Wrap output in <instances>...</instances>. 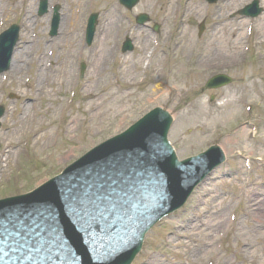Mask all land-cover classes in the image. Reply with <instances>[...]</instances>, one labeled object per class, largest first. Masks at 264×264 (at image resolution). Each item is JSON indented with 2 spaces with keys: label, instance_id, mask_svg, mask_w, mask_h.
Returning <instances> with one entry per match:
<instances>
[{
  "label": "rangeland",
  "instance_id": "374dc122",
  "mask_svg": "<svg viewBox=\"0 0 264 264\" xmlns=\"http://www.w3.org/2000/svg\"><path fill=\"white\" fill-rule=\"evenodd\" d=\"M249 1L218 0L207 5L203 0H140L126 11L115 0H101L93 7L98 20L92 44L85 45L80 28L75 33V55L64 61L60 56L57 64L48 67L45 60L53 62L62 42L63 51L68 52L74 43L70 46L61 28L50 38L49 29L44 30L47 19L34 12L32 21L25 24L26 11L19 9L20 0H0V13L10 5L6 17L0 18V32L18 24L22 35L16 50L22 52L26 46L30 50L22 56L19 73L10 76L9 70L0 75L8 77L0 88V105L5 108L0 122V198L34 189L149 110L161 107L172 116L168 140L179 160L214 143L226 151L228 160L196 188L175 215L162 219L148 232L132 264H264V165L257 169L253 162L250 186L244 195L238 192L243 186L240 157L256 153L264 138L260 125L251 146L244 143L247 129L236 127L246 117V103L251 105L252 124L264 120V13L253 20L241 18L238 11ZM74 2L54 4L58 12L60 5L73 12ZM88 5L83 6L86 12ZM259 5L264 9V0H259ZM139 13L148 14L150 25L158 24L157 35L136 26L134 17ZM201 21L205 27L198 38ZM125 37L133 43L131 53L117 49ZM31 42L36 43L32 53ZM37 54L47 78L36 77L38 67L32 60L38 59ZM81 63L84 73L78 77ZM60 64L74 84L72 103L67 107L69 89L63 83L67 79L54 71ZM218 73L243 80L213 92L215 102L210 104L209 94L200 89ZM9 94L14 95L12 99ZM60 104L66 107L62 120L57 113ZM231 136H238L236 145L229 140ZM224 140L228 144L224 145ZM259 153L251 157L264 159ZM227 210L242 223L229 230L218 250L216 242L224 231L222 220ZM248 210L251 216L242 217ZM212 213L222 220L210 218Z\"/></svg>",
  "mask_w": 264,
  "mask_h": 264
},
{
  "label": "water",
  "instance_id": "95a60500",
  "mask_svg": "<svg viewBox=\"0 0 264 264\" xmlns=\"http://www.w3.org/2000/svg\"><path fill=\"white\" fill-rule=\"evenodd\" d=\"M146 21L145 17H141L139 19V23H142ZM12 45L10 43L8 45V48ZM217 80H221L218 78ZM222 84L216 83L215 82H210L208 85L210 86H218ZM156 112H159V114H162L164 118L162 119L164 122V127L162 130V127L160 125H157L150 120H147L143 122L142 124L139 123L137 126L134 128L130 129L128 132H126L122 137H118L110 142H107L105 145L101 146V149L106 147V146H111L113 150L109 154H99L98 151L93 153L91 157L93 156H103L106 158L110 159H116L117 157L118 160L116 161V164H119L121 162H124L127 160L130 155L137 154L140 150H146L147 149V144H145L144 139L151 137L153 134L154 136L157 137V142L160 141L161 137V143L164 144L165 140V134L166 131L170 125V119L169 117L163 113L157 110ZM140 134H144V136H139ZM116 140V141H115ZM114 141V142H113ZM214 150H210L202 155H200L197 158H194L192 161L187 162L189 163H198L197 170L193 171L195 166L193 167H182V166H175L172 164H157L155 165V168L160 172L156 176V174H152V171L150 174L151 176L154 177L158 182L155 184L153 188V184L151 187H145L143 188L142 185H138L136 188L141 191V192H146L149 190V192L152 193V197H157L158 202L153 205L154 207L150 209H144L143 207H140L137 205V208L135 209H128L126 211L127 217L126 221L129 220V224L126 228H130L132 231H140V234L143 235L144 231L147 229L148 226L152 225L154 222H156L162 215L165 210L168 209H174L178 207L183 200L186 198V196L189 194L191 191L192 187L202 179V177L208 172L210 168L213 166L217 165L220 163L219 158L221 157L218 152H213ZM212 152V153H211ZM128 155V156H126ZM90 157V158H91ZM129 165L128 163H123L121 165V168L118 171H115L116 174V181L119 180V176L124 175V171H128ZM71 170H67L65 175L62 177H65L67 175L72 174ZM127 173V172H126ZM149 174V175H150ZM138 176V175H136ZM60 177V178H62ZM191 177V179H190ZM59 178V179H60ZM65 179L67 184L70 186L69 189V195L66 197L59 196L58 194H53L52 198H49L46 202V206L43 207L42 212L46 213L52 208L54 209L55 215L58 216L59 223L58 225L54 223L52 220L48 221L46 220V217L41 218V225H44V222H51L52 225H54L56 228H63L65 236L68 238V240L76 247L78 252L82 255L83 257V264H88V259L84 256L83 252L87 254L85 247L83 246L81 242L80 236L76 233V230L73 228V225L68 219V216L70 215V211H68V215L66 216V210L67 204H70L72 206V211L71 213L74 214V216H78L84 213V211L89 207V205H93L90 209V214L91 215H103L106 218V223L108 224V227H117V224L115 222V218L111 216L110 219L108 218V214H113L117 215V212L114 209V204L118 205H132L131 200L132 199H138V204L140 202L141 194L139 192H135L133 190H128L126 188L125 190L129 192H125L124 194L127 195H119L117 194L114 190L108 189V188H100L95 191V193L92 195V197L95 200H90L89 197H85L83 199V202L80 203L78 200L79 197H83L86 194H81V195H75L76 192V184L80 179L79 175L73 176L71 180L68 182L66 178ZM61 180V183L63 181ZM105 176L102 174L101 180H104ZM155 180V181H156ZM152 181V180H151ZM161 182V186H160ZM66 200V201H65ZM95 201V202H94ZM38 202V201H37ZM94 203V204H93ZM154 211V212H153ZM130 214V219L128 218V214ZM149 222L142 223L140 222V218L144 216H147ZM74 217V218H75ZM30 223L31 226H34V221L33 223L31 220L27 221ZM26 222V223H27ZM25 223V224H26ZM24 224V225H25ZM142 224L144 226H142ZM59 225L61 227H59ZM81 225H84L83 223L79 224V227ZM9 237L11 238L10 243H5V245L1 250H0V264H13V260L19 257L21 259V264H28V260L34 261V264H51V262H48L47 260L44 259V256H42L39 253V251H34L33 254L31 253L32 249H34L38 242L40 237H42V233L39 234H28L25 236L24 234H19L17 233L16 235H13V231L11 230L9 233H7ZM13 235V236H12ZM47 235V234H46ZM47 236L44 235V240L46 239ZM25 238V239H23ZM1 243H3L1 241ZM116 245H119L118 243L113 242L111 239L110 241L105 243V250L106 252H109V254L114 253V250L116 248ZM131 252V250H130ZM79 254V256H80ZM135 254V253H134ZM81 257V256H80ZM16 264H20L19 262H16ZM90 264H96L93 262H90Z\"/></svg>",
  "mask_w": 264,
  "mask_h": 264
},
{
  "label": "bare ground",
  "instance_id": "6f19581e",
  "mask_svg": "<svg viewBox=\"0 0 264 264\" xmlns=\"http://www.w3.org/2000/svg\"><path fill=\"white\" fill-rule=\"evenodd\" d=\"M49 2L50 1H52V0H48ZM57 1H61V0H56V2ZM69 0H63V2H64V4L65 3H67ZM81 2V5H82V7L83 6H85V3H86V1L85 0H75V5H79V3ZM28 7H29V9H30V11H29V13L27 14V16H26V22H25V24H28V23H30L32 20L31 19H33V15H31V10H33V8H34V5L31 3V0L29 1V4H28ZM81 7V8H82ZM73 9H75V6L73 7ZM73 11H75V10H73ZM47 15L48 14H46L44 17L46 18L47 17ZM43 17V18H44ZM60 18H61V20H60V25H59V27L62 29L61 30V34H65V35H68V42H69V44H70V46L73 44V49L71 50V52H68V51H63V47H64V44H63V42H62V44L60 45V47H61V49H59V52L57 53V55H56V57H52L53 58V62L52 63H55V64H57L58 62V59H59V57L60 56H63L62 57V60L64 61L65 59H68V57H73L72 56V54L73 55H75V52H74V50H76V48H77V45H76V43H75V41H76V35H75V33H76V31H78L80 28H81V26H82V18L79 16V14H75V12H69L68 10H66V9H64V8H62V10H61V14H60ZM59 28V29H60ZM105 32H106V30L104 29V31H103V33L105 34ZM103 34V35H104ZM46 42V41H45ZM68 42H67V47L69 46V44H68ZM27 43H29L28 41L26 42V44ZM34 44V45H33ZM31 45L33 46V48H31V53L32 52H34V48L36 47V43H32L31 42ZM23 49V51L22 52H20V50L18 51V50H16L15 52H14V55H13V57H12V60H11V64H10V76H14L15 74H17V73H19L21 70H22V67H21V65H22V56H25V55H28L29 53H30V50H29V47L28 46H26L25 48H22ZM25 50V51H24ZM20 52V53H19ZM34 55H35V53H34ZM38 55V54H37ZM47 58V57H46ZM72 59V58H71ZM61 60V63L63 62ZM48 60H45V64H46V62H47ZM35 63L36 65H37V67H38V69H37V75H36V77H41V78H47L49 75H48V73L46 72V69L41 65V59H40V54L38 55V59L37 60H32V63ZM52 63H51V65H52ZM64 64V63H63ZM64 67V66H63ZM63 67L61 66V64L60 65H58L57 67H55L54 68V71H56V72H58V71H60V72H62L63 70ZM65 73V74H64ZM68 74V71H64V72H62L60 75L62 76V77H65L66 75ZM56 77V76H55ZM66 79H67V81L66 80H63V83H64V85H65V89H70L71 87H72V84H73V80H71V78L70 77H65ZM64 78V79H65ZM41 84V82H39V85ZM49 84H51V83H49ZM89 98H90V102H92L91 100H92V97H90V95L88 96ZM63 102V101H62ZM64 104H65V102H64ZM61 105L62 104H60V105H58L59 107V109L58 108H56V109H58V112L57 113H60V111L64 108V107H61ZM90 105H93V104H90ZM89 108L90 107H88V110H89ZM88 110H87V112H88ZM102 113V111H99V114H101ZM79 121V120H78ZM72 122H73V120L72 121H70L69 122V125H68V127L69 128H71V126L73 125L72 124ZM74 123H75V121H74ZM20 128H23L22 126L20 127ZM139 136H144V134H140ZM158 145H160V143H158ZM9 159H7L6 160V162L8 161ZM144 202V203H143ZM148 203H150V204H148ZM137 205L138 206H140V207H145L146 205L147 206H150V205H152L151 204V202H145V201H140L139 202V204L138 203H132V205H129V207H128V209H135V208H137ZM128 209H124L123 207H119L118 209H117V215H113V217H115V222L114 223H116L117 224V227H116V230L118 231V233H120V234H122L123 233V231H124V229H125V227H127L128 226V224H129V220H127L126 221V217H127V214H126V211L128 210ZM262 210L264 211V207L262 208ZM154 212V211H153ZM252 211L251 210H248V212H247V214H246V217H250L251 216V213ZM130 214L131 213H129L128 214V218L130 217ZM224 215H225V213H224ZM209 217L210 218H216L217 220H222L220 217H218L217 216V213H212V214H210L209 215ZM229 211L227 212V214L224 216V220H222L223 221V223H224V226H223V228L222 229H225L226 228V226L227 225H229L230 223H231V220H229ZM130 219V218H129ZM260 223H262L261 221H259ZM242 223V220L241 221H239L237 224L240 226V224ZM234 224H236V221L234 222ZM142 226H144L143 224H142ZM236 227H237V225H236ZM241 227V226H240ZM232 229H233V226H232ZM221 230V229H220ZM219 230V231H220ZM240 230V229H239ZM222 232V231H221ZM238 233H241V232H238ZM134 241V238H130L129 239V241H128V243H131V242H133ZM126 242V240H125V238H124V243Z\"/></svg>",
  "mask_w": 264,
  "mask_h": 264
}]
</instances>
